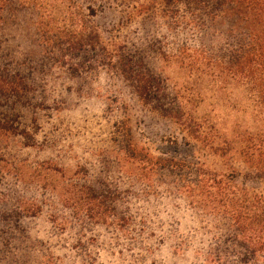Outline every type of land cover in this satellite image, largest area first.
<instances>
[{"label": "rangeland", "instance_id": "rangeland-1", "mask_svg": "<svg viewBox=\"0 0 264 264\" xmlns=\"http://www.w3.org/2000/svg\"><path fill=\"white\" fill-rule=\"evenodd\" d=\"M21 1L29 6V0ZM70 3L104 42L125 47L124 55L141 56L142 67L164 81L163 104L183 103L218 143L260 129L243 89L215 90L209 81L195 82L188 69L164 57L183 44L217 49L227 22L202 36L157 17L136 16L134 3ZM32 17L25 9L11 26L18 41H31ZM46 59L44 67L29 68L26 132L0 138V242L8 243H0V264H202L196 252L218 230L213 219L190 208L176 185L180 176L193 179L199 164L238 177L241 163L212 154L175 120L141 102L118 66L95 64L85 55L70 59L73 67L55 64L48 54ZM129 150L142 161L130 158ZM93 182L116 193L107 219H93L85 204L79 208L71 201Z\"/></svg>", "mask_w": 264, "mask_h": 264}, {"label": "trees", "instance_id": "trees-1", "mask_svg": "<svg viewBox=\"0 0 264 264\" xmlns=\"http://www.w3.org/2000/svg\"><path fill=\"white\" fill-rule=\"evenodd\" d=\"M107 1L134 3L137 7L131 13L136 16L157 17L173 29H189L202 36L227 22L229 28L223 36L224 44L217 49L202 43L183 44L176 54L164 57L188 69L195 82L209 81L217 86L213 87L215 90L232 86L243 89L254 117L261 124L260 129L254 133L246 130L234 140L218 143L219 138L211 134L209 128L187 114L183 103L163 104V79L142 67L141 56L124 55L125 47L104 42L97 30L86 25L79 15V7L70 3L72 0H29V6L21 0H0V138L26 132L23 118L29 110V68L39 63L44 67L47 54L55 64H71V67L73 63L69 60L83 55L91 56L95 64L116 65L132 82L141 102L154 105L161 114L175 120L192 140L205 143L212 154L220 158L232 156L242 165L243 170L237 177L234 172L221 175L199 164L193 179L184 180L180 176V183L176 185L190 208L213 219L218 230L211 244L202 252H196L201 263L264 264V0ZM25 9L33 14V37L31 41L29 36L18 41L9 31ZM89 9L95 16L96 10ZM29 43L37 49H29ZM128 152L133 160L142 161L136 151ZM136 154L137 159H134ZM162 165L163 170L168 168ZM79 191L77 200H71L75 207L85 204L81 207L91 218H108L115 206L113 194H116L108 185L85 183ZM97 203L101 211L96 210ZM1 221L7 220L2 217Z\"/></svg>", "mask_w": 264, "mask_h": 264}]
</instances>
